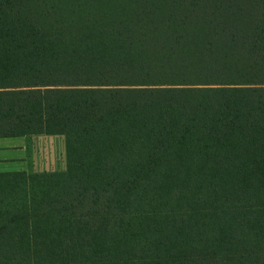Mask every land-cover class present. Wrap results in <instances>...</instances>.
Segmentation results:
<instances>
[{"label": "trees", "instance_id": "obj_1", "mask_svg": "<svg viewBox=\"0 0 264 264\" xmlns=\"http://www.w3.org/2000/svg\"><path fill=\"white\" fill-rule=\"evenodd\" d=\"M0 264H264V0H0Z\"/></svg>", "mask_w": 264, "mask_h": 264}, {"label": "rangeland", "instance_id": "obj_2", "mask_svg": "<svg viewBox=\"0 0 264 264\" xmlns=\"http://www.w3.org/2000/svg\"><path fill=\"white\" fill-rule=\"evenodd\" d=\"M0 147L3 148L0 170L65 168L64 136L61 133L36 132L0 137Z\"/></svg>", "mask_w": 264, "mask_h": 264}, {"label": "crops", "instance_id": "obj_3", "mask_svg": "<svg viewBox=\"0 0 264 264\" xmlns=\"http://www.w3.org/2000/svg\"><path fill=\"white\" fill-rule=\"evenodd\" d=\"M0 137H5V136H0ZM2 147H0V151H2ZM1 157H3V155H2V153L0 154V158ZM57 170H60V169H62V167L60 166V167H58V168H56ZM3 170H13V169H3ZM55 170V169H54Z\"/></svg>", "mask_w": 264, "mask_h": 264}]
</instances>
